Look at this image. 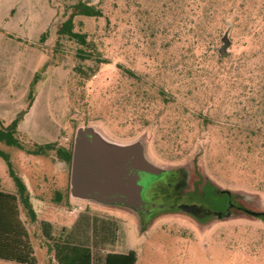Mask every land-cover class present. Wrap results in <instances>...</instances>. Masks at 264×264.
I'll return each mask as SVG.
<instances>
[{
    "label": "rangeland",
    "instance_id": "rangeland-1",
    "mask_svg": "<svg viewBox=\"0 0 264 264\" xmlns=\"http://www.w3.org/2000/svg\"><path fill=\"white\" fill-rule=\"evenodd\" d=\"M78 2L101 13L73 18L74 32L93 42L90 49L57 35ZM224 36L229 45L220 55ZM80 50L92 60L81 63ZM78 65L95 74L81 79ZM36 74L33 103L16 135L25 150L0 144L36 210L32 222L18 204L35 264H60L74 246L93 254L92 241L60 231L75 212L95 218L96 226L117 222V243L102 248L103 256L132 252L135 264H264L261 217L234 212L201 224L163 214L141 231L129 210L71 199L70 164L55 151L28 153L49 143L72 150L76 130L90 126L115 143L140 140L157 167L183 168L264 212V0H0L3 126L26 108ZM139 87L165 92L170 103L157 95L151 111L136 116L114 105L119 89ZM0 192L16 194L2 159Z\"/></svg>",
    "mask_w": 264,
    "mask_h": 264
},
{
    "label": "trees",
    "instance_id": "trees-1",
    "mask_svg": "<svg viewBox=\"0 0 264 264\" xmlns=\"http://www.w3.org/2000/svg\"><path fill=\"white\" fill-rule=\"evenodd\" d=\"M72 12L70 16L60 25L57 30L58 37L65 36L68 39L76 42L78 45L85 49H90L94 46L92 41L87 39V35L84 33L74 32L73 30V18L76 16L83 17H99L100 11L95 7L89 5L88 2H78L71 6ZM43 39V36H42ZM80 54L77 56L78 59L83 63L84 61L92 60V54H88L85 51L80 50ZM97 63H104L99 58H94ZM95 69L87 66L86 69L82 65H78L75 68V72L81 77V79L88 80L92 75L95 74ZM129 79L137 80L138 77L130 70H126ZM38 81V74H36L30 84V91L27 97V105L24 110H21L15 118L10 121L7 125L3 126L0 121V144L7 147L17 148L19 150H25L23 145L17 138V132L19 124L23 121L24 116L28 113L33 103V90L34 86ZM162 97L164 104L170 103L168 98L165 96V92L161 91L157 93ZM153 95L150 91L141 88H137L134 91L119 89L116 92L114 105L123 107L122 111L127 114L138 115L150 112L152 105H154L158 99V96ZM156 98V99H155ZM46 151H55L56 155L63 162L70 164L72 150L65 148H55L54 144H45L36 146V150L29 151V154L33 155H45ZM0 159H2L8 170V175L14 183L16 188V194H5L0 192V260L6 262H12L16 264H35V258L32 255V248L29 243V237L25 229L21 226L18 220V204L26 211L30 220L34 222L36 220V213L30 201V196L27 191L26 185L22 179L14 172L10 156L0 150ZM60 198V196H58ZM70 200H67L69 203ZM259 217L264 219V215ZM90 227H92V245L93 254H89L88 250H81L77 246L72 248L73 259L67 264H135V256L132 252L127 254H102V248L96 247V243L100 242V235L104 225L96 226L95 218H92ZM147 225H141V231L146 229ZM63 233V232H62ZM69 233V232H68ZM69 235V234H67ZM71 237V235H69ZM94 240V241H93ZM80 250V251H78ZM60 264H64L59 262ZM66 264V263H65Z\"/></svg>",
    "mask_w": 264,
    "mask_h": 264
},
{
    "label": "water",
    "instance_id": "water-1",
    "mask_svg": "<svg viewBox=\"0 0 264 264\" xmlns=\"http://www.w3.org/2000/svg\"><path fill=\"white\" fill-rule=\"evenodd\" d=\"M222 43L220 55H224L223 49L229 45L227 36ZM161 170L146 157L142 141L119 144L106 139L93 127H80L72 148L70 198L134 210L141 203L139 181L148 172Z\"/></svg>",
    "mask_w": 264,
    "mask_h": 264
},
{
    "label": "flooded vegetation",
    "instance_id": "flooded-vegetation-1",
    "mask_svg": "<svg viewBox=\"0 0 264 264\" xmlns=\"http://www.w3.org/2000/svg\"><path fill=\"white\" fill-rule=\"evenodd\" d=\"M139 185L141 203L130 212L140 225H147L163 214L185 215L201 224L232 219L234 212L252 217L264 215V212H254L242 205L241 195L220 190L208 179L192 178L183 168L148 172Z\"/></svg>",
    "mask_w": 264,
    "mask_h": 264
},
{
    "label": "crops",
    "instance_id": "crops-1",
    "mask_svg": "<svg viewBox=\"0 0 264 264\" xmlns=\"http://www.w3.org/2000/svg\"><path fill=\"white\" fill-rule=\"evenodd\" d=\"M25 184V183H24ZM27 191L29 193V196L31 197V194L27 188ZM31 204L33 206V202H32V198H30ZM34 209V208H33ZM36 213V210H34ZM76 214H73L74 216V220L71 223L70 226H63L60 228V231L62 233V231H65L67 234L71 235V239L72 240H77L80 238H84L85 242L88 244L90 242L91 244V239H92V232L91 230L88 228L89 224L91 223L92 218L89 216H84V215H79L77 212H75ZM101 225L103 224V232L100 235V242L96 243V247L98 248H104V247H108L109 245L114 246L117 243V231H118V224L115 220H101L99 222ZM47 227L50 228L53 226L51 224H47ZM67 230V231H66ZM69 232V233H68ZM84 248H87L86 246ZM91 249V248H88ZM87 250V249H86ZM80 251V250H78ZM89 254H91V252L89 251ZM59 258V262L61 263H69L70 260L73 259V255L72 252L68 253L67 255L64 256H60Z\"/></svg>",
    "mask_w": 264,
    "mask_h": 264
}]
</instances>
